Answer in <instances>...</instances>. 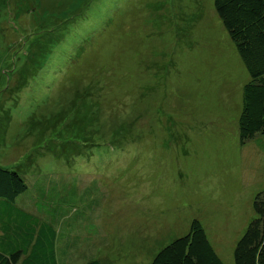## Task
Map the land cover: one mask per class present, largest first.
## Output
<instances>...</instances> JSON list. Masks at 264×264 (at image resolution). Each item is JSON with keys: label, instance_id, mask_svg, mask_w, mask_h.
<instances>
[{"label": "rangeland", "instance_id": "1", "mask_svg": "<svg viewBox=\"0 0 264 264\" xmlns=\"http://www.w3.org/2000/svg\"><path fill=\"white\" fill-rule=\"evenodd\" d=\"M213 1L0 0V166L60 209L66 264H151L193 219L234 264L264 136L239 142L250 78Z\"/></svg>", "mask_w": 264, "mask_h": 264}, {"label": "trees", "instance_id": "2", "mask_svg": "<svg viewBox=\"0 0 264 264\" xmlns=\"http://www.w3.org/2000/svg\"><path fill=\"white\" fill-rule=\"evenodd\" d=\"M213 4L250 78L242 89L238 119V138L243 145L264 136V0H214ZM55 189L54 186L58 194ZM27 190L26 182L15 170L0 166V264H66L57 251L58 224H54L60 209L48 205L45 219L50 221L40 222L37 214H41L48 192L38 188L42 193L39 202L37 198L27 201L23 197L19 203ZM58 197L62 202L63 197ZM253 209L256 218L235 245L234 264H264V192L255 196ZM63 217L66 216L60 212L59 219ZM63 239L66 251H71L73 240ZM87 264L101 262L94 260ZM151 264L223 262L208 242L201 223L193 219L188 233L161 249Z\"/></svg>", "mask_w": 264, "mask_h": 264}]
</instances>
